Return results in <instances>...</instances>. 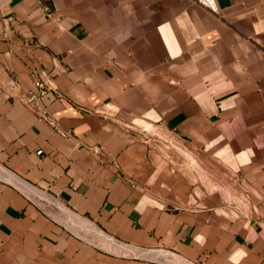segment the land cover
I'll return each mask as SVG.
<instances>
[{
    "label": "crops",
    "instance_id": "obj_1",
    "mask_svg": "<svg viewBox=\"0 0 264 264\" xmlns=\"http://www.w3.org/2000/svg\"><path fill=\"white\" fill-rule=\"evenodd\" d=\"M196 1L0 0V264H264V0Z\"/></svg>",
    "mask_w": 264,
    "mask_h": 264
},
{
    "label": "built area",
    "instance_id": "obj_2",
    "mask_svg": "<svg viewBox=\"0 0 264 264\" xmlns=\"http://www.w3.org/2000/svg\"><path fill=\"white\" fill-rule=\"evenodd\" d=\"M196 2H197V4L199 6L205 8V9H208L210 11H213V9H214V1L213 0H197ZM35 86H36V88L38 90H41L42 87H43V83L42 82H37L35 84ZM43 94H44V92H41L40 96L43 95ZM37 99H38V97L36 95L29 96L28 103H30V104L33 103V104L37 105L36 104Z\"/></svg>",
    "mask_w": 264,
    "mask_h": 264
},
{
    "label": "water",
    "instance_id": "obj_3",
    "mask_svg": "<svg viewBox=\"0 0 264 264\" xmlns=\"http://www.w3.org/2000/svg\"><path fill=\"white\" fill-rule=\"evenodd\" d=\"M10 36H9V34H6V38H9ZM44 82V81H43Z\"/></svg>",
    "mask_w": 264,
    "mask_h": 264
}]
</instances>
